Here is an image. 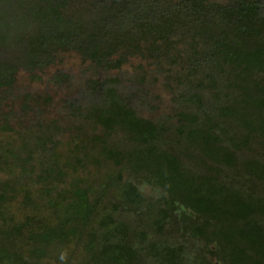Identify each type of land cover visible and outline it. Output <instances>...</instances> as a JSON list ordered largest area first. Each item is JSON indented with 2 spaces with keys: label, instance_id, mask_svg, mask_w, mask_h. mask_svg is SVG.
Returning <instances> with one entry per match:
<instances>
[{
  "label": "trees",
  "instance_id": "obj_1",
  "mask_svg": "<svg viewBox=\"0 0 264 264\" xmlns=\"http://www.w3.org/2000/svg\"><path fill=\"white\" fill-rule=\"evenodd\" d=\"M65 55L90 75L82 102L2 112ZM2 258L264 264V0H0Z\"/></svg>",
  "mask_w": 264,
  "mask_h": 264
},
{
  "label": "rangeland",
  "instance_id": "obj_2",
  "mask_svg": "<svg viewBox=\"0 0 264 264\" xmlns=\"http://www.w3.org/2000/svg\"><path fill=\"white\" fill-rule=\"evenodd\" d=\"M135 61H131L126 65L120 72L111 73V77L124 76L126 73H133L132 65ZM85 64H83L80 59L74 55H65L62 61L49 69L44 73L40 74L39 81L30 80L25 74H20L17 78V87L15 89L16 100L9 103V108H3V113L12 111L17 117L22 116L20 105L23 102L25 95H30L37 100L49 98V103L47 105L43 104L42 108L44 111V116L47 118H59V111L61 107V100L70 97V99H78L82 102L80 96L82 95V86L85 80L90 76L85 72ZM61 73L67 76L69 79L65 80V83L58 85L50 81L55 74ZM149 95L153 98V109H148L140 111L143 115L150 118H157L163 115L164 112L169 111V102L167 93L163 90L161 82L158 81L152 84L148 88ZM31 114L24 115V118H18L20 120L31 119ZM71 123L77 122L82 128H85L86 123L83 120L82 113L76 118H69ZM56 256V255H54ZM82 259L80 254H77L76 263L80 262ZM11 260L7 258H2L0 264H10Z\"/></svg>",
  "mask_w": 264,
  "mask_h": 264
}]
</instances>
